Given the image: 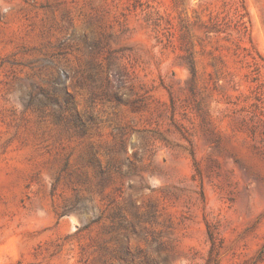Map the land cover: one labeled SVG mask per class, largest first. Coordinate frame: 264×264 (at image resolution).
Instances as JSON below:
<instances>
[{
  "label": "rangeland",
  "instance_id": "1",
  "mask_svg": "<svg viewBox=\"0 0 264 264\" xmlns=\"http://www.w3.org/2000/svg\"><path fill=\"white\" fill-rule=\"evenodd\" d=\"M0 264H264V0H0Z\"/></svg>",
  "mask_w": 264,
  "mask_h": 264
}]
</instances>
